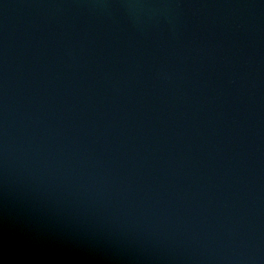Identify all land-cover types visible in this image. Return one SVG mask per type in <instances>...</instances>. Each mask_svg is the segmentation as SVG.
<instances>
[{"label":"water","instance_id":"obj_1","mask_svg":"<svg viewBox=\"0 0 264 264\" xmlns=\"http://www.w3.org/2000/svg\"><path fill=\"white\" fill-rule=\"evenodd\" d=\"M264 264V0H0V256Z\"/></svg>","mask_w":264,"mask_h":264},{"label":"clouds","instance_id":"obj_2","mask_svg":"<svg viewBox=\"0 0 264 264\" xmlns=\"http://www.w3.org/2000/svg\"><path fill=\"white\" fill-rule=\"evenodd\" d=\"M0 264H25L24 261L21 260H11L8 257L6 246L2 249V256H0Z\"/></svg>","mask_w":264,"mask_h":264}]
</instances>
